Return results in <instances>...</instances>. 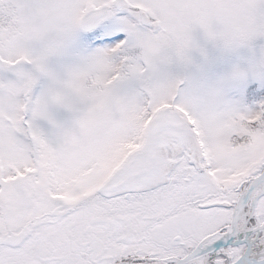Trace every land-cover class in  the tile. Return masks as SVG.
Segmentation results:
<instances>
[{
	"label": "snow or ice",
	"instance_id": "snow-or-ice-1",
	"mask_svg": "<svg viewBox=\"0 0 264 264\" xmlns=\"http://www.w3.org/2000/svg\"><path fill=\"white\" fill-rule=\"evenodd\" d=\"M197 26L264 0H0V264H264V57L208 82Z\"/></svg>",
	"mask_w": 264,
	"mask_h": 264
},
{
	"label": "rangeland",
	"instance_id": "rangeland-1",
	"mask_svg": "<svg viewBox=\"0 0 264 264\" xmlns=\"http://www.w3.org/2000/svg\"><path fill=\"white\" fill-rule=\"evenodd\" d=\"M194 46L188 55L191 58L190 70L197 72L202 77L211 82L228 72L233 65L239 64L247 67L250 63L259 61L264 57V38L250 41L248 44L240 46L231 51H224L219 44L208 40L203 31L197 26L193 32ZM257 92L264 93L258 82L253 81ZM252 84L249 85L251 87ZM231 99L243 101L246 105H253L258 102V98L249 97L247 92L239 93L232 91L229 93ZM59 119H65V114L61 113Z\"/></svg>",
	"mask_w": 264,
	"mask_h": 264
}]
</instances>
